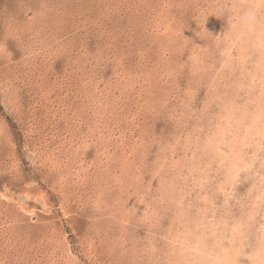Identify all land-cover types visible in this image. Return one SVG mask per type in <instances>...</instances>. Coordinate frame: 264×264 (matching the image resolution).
I'll return each mask as SVG.
<instances>
[{
	"label": "rangeland",
	"instance_id": "1",
	"mask_svg": "<svg viewBox=\"0 0 264 264\" xmlns=\"http://www.w3.org/2000/svg\"><path fill=\"white\" fill-rule=\"evenodd\" d=\"M263 221L264 0H0V264H264Z\"/></svg>",
	"mask_w": 264,
	"mask_h": 264
},
{
	"label": "bare ground",
	"instance_id": "2",
	"mask_svg": "<svg viewBox=\"0 0 264 264\" xmlns=\"http://www.w3.org/2000/svg\"><path fill=\"white\" fill-rule=\"evenodd\" d=\"M261 33V32H260ZM121 198V197H120ZM253 222V221H252ZM255 223V222H254ZM263 223H264V221H263ZM255 225H256V223H255ZM261 225V224H260ZM263 226V225H262ZM262 226H260V227H262ZM246 227V226H245ZM264 227V226H263ZM259 229V228H258ZM262 230V229H261ZM239 232V231H238ZM261 232V231H260ZM264 233V232H263ZM263 236V235H262ZM260 237V236H259ZM221 238V237H220ZM264 238V237H263ZM264 243V242H263ZM261 246V245H260ZM257 248V247H256ZM253 249V248H252ZM251 249V250H252ZM258 250V248L255 250V251H257ZM207 252V251H206ZM255 253V252H254ZM251 254V253H250ZM253 254V253H252ZM257 254L258 255H260V252L258 253V251H257ZM238 256V255H237ZM255 257H257L256 256V254H255ZM198 258V257H197ZM235 258H237V257H235ZM252 258V257H251ZM264 260V259H263ZM254 261H256V259L254 260ZM264 263V262H263ZM248 264V263H247ZM258 264H259V262H258Z\"/></svg>",
	"mask_w": 264,
	"mask_h": 264
}]
</instances>
